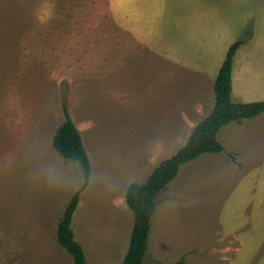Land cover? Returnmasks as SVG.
<instances>
[{"label":"rangeland","instance_id":"374dc122","mask_svg":"<svg viewBox=\"0 0 264 264\" xmlns=\"http://www.w3.org/2000/svg\"><path fill=\"white\" fill-rule=\"evenodd\" d=\"M233 101H264V0H0V264H123L126 203L215 106L231 46ZM67 108L91 162L54 149ZM157 197L146 264H264V114L219 135Z\"/></svg>","mask_w":264,"mask_h":264},{"label":"trees","instance_id":"16d2710c","mask_svg":"<svg viewBox=\"0 0 264 264\" xmlns=\"http://www.w3.org/2000/svg\"><path fill=\"white\" fill-rule=\"evenodd\" d=\"M241 39L231 46L216 78L215 106L207 118L191 133L186 145L176 155L163 161L143 183H133L127 190L126 203L134 214V226L128 253L123 264H146L153 218L157 212V197L178 176L182 166L206 154L224 151L219 141L221 131L234 122L254 120L264 114V101L235 103L233 101V63L238 50L245 44ZM65 122L57 131L54 149L63 159L78 163L84 171V185H88L91 162L80 130L65 108ZM81 192H77L64 211L57 230L59 246L73 258L74 264H88L82 245L75 239L72 229ZM183 264V263H179Z\"/></svg>","mask_w":264,"mask_h":264}]
</instances>
